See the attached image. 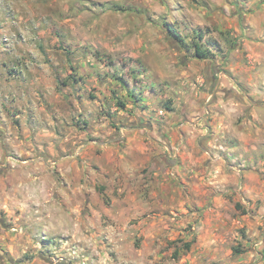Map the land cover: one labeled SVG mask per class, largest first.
Wrapping results in <instances>:
<instances>
[{
  "label": "rangeland",
  "instance_id": "374dc122",
  "mask_svg": "<svg viewBox=\"0 0 264 264\" xmlns=\"http://www.w3.org/2000/svg\"><path fill=\"white\" fill-rule=\"evenodd\" d=\"M195 43L211 55L195 58ZM0 56L34 68L47 62L57 92L66 89L63 104L41 116L58 124L53 156L38 115L40 127H0V264H264V202L217 192L209 183L216 167L199 175L207 166L202 136L251 137L264 160V0H0ZM106 72L137 94L154 90L157 120L178 123L183 113L190 124L220 125L218 133L189 125L191 157L182 159L138 125L128 136L153 152L126 153V111L114 110L117 91L108 94L112 86L100 80ZM75 78L86 80L80 95L70 87ZM231 82L239 94L227 91ZM195 92L198 101L214 96L192 111L185 100ZM226 98L237 110L219 124L211 113L227 116ZM184 162L186 178L177 174Z\"/></svg>",
  "mask_w": 264,
  "mask_h": 264
},
{
  "label": "crops",
  "instance_id": "0c3cea01",
  "mask_svg": "<svg viewBox=\"0 0 264 264\" xmlns=\"http://www.w3.org/2000/svg\"><path fill=\"white\" fill-rule=\"evenodd\" d=\"M90 58L95 62L94 64L96 66L102 64L100 63V59L102 57L98 56L97 54L92 55ZM0 59V127L10 128L18 125L21 131L24 132L29 126L36 127L37 124L39 125V123L36 121V116L38 115L41 119V124L43 127L41 132H45V134L47 135L46 145L48 146L46 148L48 154L53 156L54 153L57 152L56 150H54V148L58 143V136L56 134V131H54V129L52 128L57 127L58 124L53 122L51 119L46 120V122H42L41 116L48 109H53L57 107V105L63 104V97L66 89L57 92V85L53 78L55 74L47 66V62L42 63L41 68H34L33 66L29 65V62L23 61L22 59L17 58L16 60V58H8L3 56H0ZM94 59L97 60V62ZM3 61H6L7 63L6 65H4V68H2ZM21 62L23 63V65H17V63ZM107 65V67L114 66L112 64ZM9 67H11V70L9 69ZM107 67H104V69H107ZM98 73L100 72L97 70L93 74V76L96 77V80L97 78H99V76H101V74ZM106 73L101 77L100 80L102 81V79L107 78V83L112 86L108 90V94L111 89H115L117 91L114 92L117 96L115 99L116 107L114 110L119 111L118 114L122 111L127 112L129 109L135 110V118H131V116H129L126 112H123L122 114L124 115L123 117H126L124 120V124L122 125L121 134V136L126 140L127 143L126 153L143 152L145 150L150 153L153 152V150L146 148L142 144V140L138 137L137 134L136 136L134 135L132 137L128 136L131 132H133L134 128H138L140 125L144 124L148 126L144 127L143 129V131L148 134L147 138L154 143L157 142L165 146V150L173 151V157H176V154L182 159L191 157L190 152L184 145V143L188 144L194 142V136L189 137L187 135L186 131L189 130L188 126L196 125L194 127V130L199 129L201 133L205 132V135H208L207 132L210 127H212L213 122H206L202 125L198 124V122L190 124L185 120V118H187L188 116V112H186L187 116L185 118L183 113H178V117H180L181 119V121L178 123L177 121H179V119L177 120L176 117H173L171 119L167 118L157 120L154 117L156 115L152 112L156 110L154 104L160 96H158L156 92H154V90L152 91L149 89L145 90L141 94H137L136 89H133L131 87L130 82L122 81L121 83L120 81L119 83L118 80L114 78V74L111 75L110 73ZM213 74L217 76L218 73L215 71ZM15 80L18 81V83H16ZM82 81L85 82V78H75L72 81V86L68 84L67 85L71 87L75 94L80 95V93H83L84 90L82 88ZM232 84L233 83L231 82L230 89L227 91L232 94H239L237 87H233ZM113 85H117L116 88L115 86L113 87ZM213 88L215 89V87ZM208 94L209 96H207L206 100L198 101V93L195 92V97H190L188 100H185L188 104L187 107L192 109V111L198 110L199 103H201L200 101H204V104L206 105V103H208L209 101V98H213V92ZM202 97L206 96H199V99H202ZM224 100H226L224 105L220 107H230L229 111L226 112L227 116H225L224 113L221 114L219 112L211 113L213 116H216L214 117L215 120H219L218 122L221 121V123L219 124H222V122L227 120L228 117H232L233 113L231 111L237 110L236 104L233 105L231 103L233 102L231 99L226 98ZM118 102H121L125 105L124 109H120L117 107ZM89 103L90 106L95 109L96 105H99L100 102L97 99L93 98L89 100ZM169 103L170 102H168V104ZM149 112H151L153 115ZM208 112L210 111L206 109V114H208ZM170 113L176 114L173 112ZM147 117H149V124L146 121ZM158 121H164L162 122L164 124H161L163 125V130L157 128L156 123H158ZM61 123L63 122L61 121ZM175 123H177V135L173 133L172 128ZM218 127H220V125L218 124L212 127V129H214L213 133H218L216 132ZM63 129L65 128L61 127L58 129L59 134L65 133ZM155 130L158 132L156 135L153 134ZM188 132L192 133V129ZM27 133H29V131ZM35 134L38 137H41L40 135L42 133L35 132ZM244 136L245 135H238L237 137H234L235 139H237V141L234 140L233 143L230 142L231 139L233 140V136L219 137L218 134L202 136L201 142H203V148H205V150L199 158L202 159L203 162L207 164V166L205 167V165L202 163L204 165V168L200 169L199 175L202 177H208V172L210 173V170L216 167V174H214V176L211 175L214 181H210L209 183L214 187V189L215 187L217 188V192L222 193L231 191L232 196H234L233 200H235L236 202H249L254 200H260L261 202H264V168L260 170L258 169V167H260L261 165L264 167V160L262 159L263 156H261L262 154L258 152L255 146L251 147V145H248L250 143L249 141L251 137L248 136L249 138H247ZM10 139L11 137L9 139L8 137H6L7 141H9ZM27 142H29V139H23L20 140L19 144L20 146H26ZM103 143H108V141ZM4 153L5 152H3V155ZM184 163L185 166L183 165L182 168L179 167L180 169L177 170V174L186 178V176L190 174V168H188L189 166H186V162ZM196 176H198V174ZM185 178L184 183L188 181ZM240 191L243 195L239 194Z\"/></svg>",
  "mask_w": 264,
  "mask_h": 264
},
{
  "label": "trees",
  "instance_id": "16d2710c",
  "mask_svg": "<svg viewBox=\"0 0 264 264\" xmlns=\"http://www.w3.org/2000/svg\"><path fill=\"white\" fill-rule=\"evenodd\" d=\"M166 33H167V36L169 39L171 40H175L179 43L180 46H183V40L181 39V37L177 34L176 31H174L172 29L171 26L167 25V24H164L163 25ZM199 39H201V36L199 35ZM193 51H194V57L199 59V60H204L205 58H207L208 56L211 55V53L209 52V50L207 48H201V46L197 43H195L193 45ZM121 80V79H119ZM122 83V81H121ZM117 107L120 108V109H124L125 105L121 102H118L117 103ZM169 109V108H168ZM190 244H186V248H189Z\"/></svg>",
  "mask_w": 264,
  "mask_h": 264
}]
</instances>
